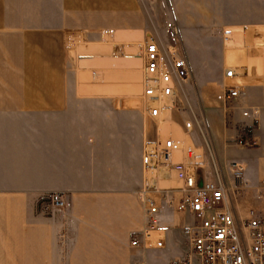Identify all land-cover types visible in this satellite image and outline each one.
<instances>
[{
    "label": "crops",
    "instance_id": "obj_1",
    "mask_svg": "<svg viewBox=\"0 0 264 264\" xmlns=\"http://www.w3.org/2000/svg\"><path fill=\"white\" fill-rule=\"evenodd\" d=\"M191 1L194 31L225 32L221 91H241L229 126L217 102L216 150L222 164L245 165L240 211L264 221V0ZM148 32L142 0H0V264H169L186 254L190 216L167 206L157 232L165 247L130 246L146 227L140 191L150 183L122 116H140L145 139L147 108L105 101L142 91ZM106 35L122 56H106ZM246 139L256 146L240 147ZM52 193L70 208L44 214Z\"/></svg>",
    "mask_w": 264,
    "mask_h": 264
},
{
    "label": "built area",
    "instance_id": "obj_2",
    "mask_svg": "<svg viewBox=\"0 0 264 264\" xmlns=\"http://www.w3.org/2000/svg\"><path fill=\"white\" fill-rule=\"evenodd\" d=\"M76 39L68 41L75 48ZM144 91L143 99L164 102L170 100L172 109L179 111V91L190 76L186 58L174 46H165L152 32L143 41ZM236 77V70L228 68L226 79ZM241 95L238 87L224 85L217 102L224 108ZM163 105L150 107L151 119L162 116ZM200 126L197 116L185 123L190 135ZM201 128V127H200ZM146 141L142 149L144 170L169 168L181 183L177 189L159 188L148 184L140 191L146 227L131 235L130 246L135 250H152L165 247V239L157 235L162 208L167 206L178 213L190 216L184 227L187 252L169 264H264V221L254 216H244L240 199L246 191V167L241 162L220 164L212 158L207 162L204 152L194 143L161 135ZM191 138V136H190ZM192 139V138H191ZM240 147L253 148L256 142L246 139ZM184 155L175 161L176 154ZM202 186H198L199 177ZM264 187V183H263ZM176 193L180 198L176 200ZM71 203L60 193L47 195L41 202L44 214H53L70 208Z\"/></svg>",
    "mask_w": 264,
    "mask_h": 264
},
{
    "label": "rangeland",
    "instance_id": "obj_3",
    "mask_svg": "<svg viewBox=\"0 0 264 264\" xmlns=\"http://www.w3.org/2000/svg\"><path fill=\"white\" fill-rule=\"evenodd\" d=\"M191 2V0H142V6L146 9L148 20L152 24L153 36L165 46L177 47L186 58L191 74V78L182 84L179 91L181 100L177 102V106L180 108L179 111L173 109L171 113L168 111L163 116L165 120H169L174 126L170 130L168 127L160 130L162 135H167L168 131L171 130L172 134L177 132V134H174L176 137L181 136L182 130L180 138L186 139V143H191L188 137L191 136L192 142L204 152L207 162L214 158L222 165L221 157L218 155L214 143L213 129L218 131L224 126V113L220 105L218 106L216 99L221 91L219 77L223 70V61L230 49L225 43V32L215 33L194 31L192 29ZM181 9L186 12L184 17L179 14ZM105 39L107 41L106 56L111 58L122 56V48L113 44L112 37L106 35ZM76 52L77 50L72 55H75ZM104 67L106 70L113 68L111 64ZM185 85H189L188 88ZM210 87L214 88L210 90ZM143 100L145 101L142 97V91L131 89L120 91V95L115 96V98L111 96L109 99H105L109 104L116 105V103L121 102L137 107H142L141 101L143 102ZM229 107L228 105L226 109L228 110L226 117L228 126L232 124L230 118L233 119L234 116V112L231 113ZM146 110L144 112L147 119L145 139L140 116L137 115L136 118L131 117L130 119L122 116L121 136L130 137L132 146H134L132 144L133 140H140L141 144L144 145L146 141L154 140L157 137L161 119L148 118V109ZM194 114L197 116L200 126H196L195 130L188 135L185 123L191 121ZM141 147L143 149V146ZM152 181L154 182L153 185L156 186V180ZM174 184L178 185L176 182L173 183V186Z\"/></svg>",
    "mask_w": 264,
    "mask_h": 264
},
{
    "label": "bare ground",
    "instance_id": "obj_4",
    "mask_svg": "<svg viewBox=\"0 0 264 264\" xmlns=\"http://www.w3.org/2000/svg\"><path fill=\"white\" fill-rule=\"evenodd\" d=\"M191 78V74L189 76V79ZM188 79L185 81L187 82ZM143 89H144V71H143V78H142V94H143ZM142 107L145 106V108H150V107H157L159 105H163L164 107L162 108V118H159V120L161 119V121L159 122V131L161 133L162 128L164 127H168L169 130L171 129L172 126H174L172 124V122H170L169 120H165L163 118V116L165 115L166 112L170 111V113L172 112V107L173 105L171 104L170 100H165L164 102H160V101H156L155 99H147V100H143V102L141 101ZM171 115V114H170ZM161 129V130H160ZM174 134H177V132H174ZM174 134H172V130L168 131L167 135H163V136H167V137H174V138H178V139H182L186 142V139L184 138H180L182 136V130H181V136L180 137H176L174 136ZM162 135V133H161ZM190 138V136H188ZM191 143L189 144H193L191 138H190ZM184 155L182 153L180 154H176L174 160L175 161H181L183 159ZM146 171V177L148 179V181H150L149 183L151 185H153V181L152 180H156V186L159 188H166V189H177L178 187H180L181 183L177 180L175 174L167 167H161L158 169H148L145 170ZM178 183V185L173 186V183Z\"/></svg>",
    "mask_w": 264,
    "mask_h": 264
},
{
    "label": "water",
    "instance_id": "obj_5",
    "mask_svg": "<svg viewBox=\"0 0 264 264\" xmlns=\"http://www.w3.org/2000/svg\"><path fill=\"white\" fill-rule=\"evenodd\" d=\"M198 186H199V187L202 186V177H201V176L199 177V180H198Z\"/></svg>",
    "mask_w": 264,
    "mask_h": 264
}]
</instances>
